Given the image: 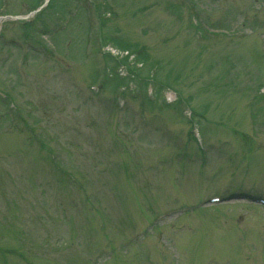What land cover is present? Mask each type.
I'll use <instances>...</instances> for the list:
<instances>
[{"label":"rangeland","instance_id":"obj_1","mask_svg":"<svg viewBox=\"0 0 264 264\" xmlns=\"http://www.w3.org/2000/svg\"><path fill=\"white\" fill-rule=\"evenodd\" d=\"M43 4L0 28V264H264V0L0 16Z\"/></svg>","mask_w":264,"mask_h":264},{"label":"trees","instance_id":"obj_2","mask_svg":"<svg viewBox=\"0 0 264 264\" xmlns=\"http://www.w3.org/2000/svg\"><path fill=\"white\" fill-rule=\"evenodd\" d=\"M38 6H40V5H38ZM47 8H48V7H47ZM47 8L43 11V13H45V12L48 10ZM38 17H39V16H38ZM38 17H37V18H38ZM23 25H24V29L27 30V31H28V30H32L33 27H34V25H33L32 23H24Z\"/></svg>","mask_w":264,"mask_h":264},{"label":"water","instance_id":"obj_3","mask_svg":"<svg viewBox=\"0 0 264 264\" xmlns=\"http://www.w3.org/2000/svg\"><path fill=\"white\" fill-rule=\"evenodd\" d=\"M10 19H13V20H23V19H26V18H23V17H15V18H10Z\"/></svg>","mask_w":264,"mask_h":264},{"label":"bare ground","instance_id":"obj_4","mask_svg":"<svg viewBox=\"0 0 264 264\" xmlns=\"http://www.w3.org/2000/svg\"><path fill=\"white\" fill-rule=\"evenodd\" d=\"M0 28H1V21H0Z\"/></svg>","mask_w":264,"mask_h":264}]
</instances>
